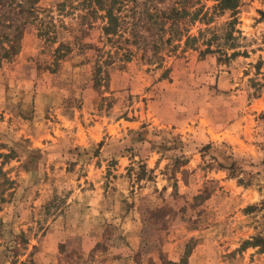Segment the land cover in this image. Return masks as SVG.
<instances>
[{"label":"rangeland","instance_id":"1","mask_svg":"<svg viewBox=\"0 0 264 264\" xmlns=\"http://www.w3.org/2000/svg\"><path fill=\"white\" fill-rule=\"evenodd\" d=\"M82 2L40 0V17L73 41ZM202 4L194 46L131 45L125 64L104 63L99 22V60L26 29L0 67V264H264V0Z\"/></svg>","mask_w":264,"mask_h":264},{"label":"trees","instance_id":"2","mask_svg":"<svg viewBox=\"0 0 264 264\" xmlns=\"http://www.w3.org/2000/svg\"><path fill=\"white\" fill-rule=\"evenodd\" d=\"M160 1L166 0H146L143 1L144 3H140V0H83L82 5L86 11L78 15L79 27L76 31L72 29L74 33L71 34L73 36L71 41L60 39L53 17L50 20L40 17L42 13L39 9L40 0H0V67L11 62L18 55L24 33L31 25L38 29L40 37H45L53 43H60L57 48L58 57H65L72 50V44H78L83 48L94 50L99 60L105 52L92 42L84 41L88 26L92 27L99 22L103 35L117 50V56H113L112 51L107 53L104 60L106 65L110 64L114 58L122 61L123 64L129 62L134 53L131 45H137L145 52L152 51L150 60L158 56L165 46L172 44L174 39L181 41L186 36L185 45L194 46L198 39L195 35L189 34L190 29L186 27L184 21L190 18L191 22L204 20L210 23L213 20L210 12L204 11L203 0H167L168 4L165 7L157 5ZM213 1L216 2L215 9L220 12L231 11L233 16L238 13L241 4V0ZM196 4H201V8L192 11ZM61 6H65V3ZM260 15L261 20L264 21V9L260 11ZM236 20L234 18L231 23H236ZM166 24L168 26L165 28ZM167 32L168 37L165 36ZM124 43L127 47L126 45L124 47ZM210 51L208 47L204 53ZM97 64L95 79L97 84H100L107 75L103 76L102 64ZM235 167L232 164L226 168L230 170L231 175H234ZM259 242V239H255L246 241V244L259 245ZM164 264H188V262L184 256L180 261L165 260Z\"/></svg>","mask_w":264,"mask_h":264}]
</instances>
